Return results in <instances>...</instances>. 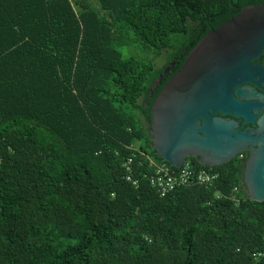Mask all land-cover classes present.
I'll return each mask as SVG.
<instances>
[{
    "label": "trees",
    "instance_id": "trees-1",
    "mask_svg": "<svg viewBox=\"0 0 264 264\" xmlns=\"http://www.w3.org/2000/svg\"><path fill=\"white\" fill-rule=\"evenodd\" d=\"M259 5L0 0V264H264L244 161L187 158L218 178L163 198L148 180V158L167 165L155 98L209 32Z\"/></svg>",
    "mask_w": 264,
    "mask_h": 264
},
{
    "label": "water",
    "instance_id": "water-1",
    "mask_svg": "<svg viewBox=\"0 0 264 264\" xmlns=\"http://www.w3.org/2000/svg\"><path fill=\"white\" fill-rule=\"evenodd\" d=\"M263 52L264 5L246 7L194 46L182 68L155 98L150 128L151 150L175 169L182 168L187 158L218 167L237 159L242 151L249 152L243 184L248 198L261 203L264 115L255 132H239L235 122L214 116L241 118L245 124L255 121L251 109L261 105L248 100L264 103V95L237 87L251 84L264 92V65L254 64ZM168 72L166 69L164 74Z\"/></svg>",
    "mask_w": 264,
    "mask_h": 264
},
{
    "label": "built area",
    "instance_id": "built-area-1",
    "mask_svg": "<svg viewBox=\"0 0 264 264\" xmlns=\"http://www.w3.org/2000/svg\"><path fill=\"white\" fill-rule=\"evenodd\" d=\"M133 158L134 156L129 157L124 163V167L127 172L126 180L132 182L133 186H137V182L131 179ZM237 159L243 161L241 155ZM148 167L151 169L148 178L150 186L157 191L161 198L166 197L178 188L187 187L194 183L205 187L211 186L218 178V174L211 169L195 170L187 162L180 169H172L168 164H159L148 158ZM234 192H237V188H234Z\"/></svg>",
    "mask_w": 264,
    "mask_h": 264
},
{
    "label": "flooded vegetation",
    "instance_id": "flooded-vegetation-1",
    "mask_svg": "<svg viewBox=\"0 0 264 264\" xmlns=\"http://www.w3.org/2000/svg\"><path fill=\"white\" fill-rule=\"evenodd\" d=\"M263 59H264V52L261 54V56L254 62V64L256 63H260L262 65L263 64ZM247 88V89H252L254 91H256V93L260 94V95H264V92L261 91L260 89H258L256 86L254 85H251V84H244V85H240L238 86L237 88ZM249 91V90H248ZM239 99V98H238ZM241 101H244V102H247L246 100H241ZM248 102H253V103H256V104H260L261 106L259 107H253L251 109V113L256 117L255 121L252 122V123H248V124H245L244 123V120L241 119V118H235V117H232V116H229V115H226V116H223L221 113H218L216 114L214 117H217V118H223L227 121H233L237 124V127L236 129L239 131V132H242L246 129L250 130V132H255L258 130L259 128V124H258V121L259 119L264 115V103H260L257 99H250L248 100ZM243 158V161L244 163L248 160L249 156H250V153L247 152V151H242V153L240 154ZM187 160V159H186Z\"/></svg>",
    "mask_w": 264,
    "mask_h": 264
},
{
    "label": "rangeland",
    "instance_id": "rangeland-1",
    "mask_svg": "<svg viewBox=\"0 0 264 264\" xmlns=\"http://www.w3.org/2000/svg\"><path fill=\"white\" fill-rule=\"evenodd\" d=\"M120 53L122 58L126 59L129 58L131 56H136L137 52L134 48H126V47H122L120 49ZM138 147L140 146V143L136 144Z\"/></svg>",
    "mask_w": 264,
    "mask_h": 264
}]
</instances>
